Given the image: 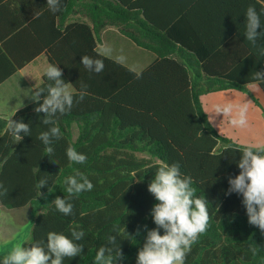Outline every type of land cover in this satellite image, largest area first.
<instances>
[{
  "label": "trees",
  "instance_id": "1",
  "mask_svg": "<svg viewBox=\"0 0 264 264\" xmlns=\"http://www.w3.org/2000/svg\"><path fill=\"white\" fill-rule=\"evenodd\" d=\"M75 5L76 0L70 2V8ZM249 5L261 12L264 0H167L164 9L180 17L168 15L160 22L147 17V6L139 1L90 0L82 5L86 21L64 27L47 51L50 64L62 69L74 94L81 82L88 86L82 102L58 114L62 139L54 141V154L49 156L37 138L50 127L42 124L44 113L34 111L37 102L12 117L31 127V135L19 142L7 129L8 119L0 116V182L9 190L0 205L33 210L28 241L46 242L50 231L71 238L73 228L82 229L85 237L77 242L84 246L82 254L64 264H94L99 247L115 235L113 256L120 245L126 257L117 264H136L147 235L143 226L156 228L150 213L157 201L148 184L159 166L178 162L181 173L192 178L196 196L209 201V226L186 264H264V234L248 223L242 196L225 195L228 178L239 174L237 149L243 145L215 129L201 101L202 95L223 90L248 93L250 83H258L264 92V80L253 78L254 72L264 70V58L244 36ZM109 26L154 53L155 61L137 73L101 54L98 42ZM258 44L264 45V39ZM237 46L251 56L230 58L226 68L221 66L224 50ZM83 55L103 60L104 70L89 72L81 63ZM17 69L12 67L0 84ZM48 83L44 76L38 88ZM69 146L86 154V162H70ZM77 172L94 187L73 196V214L65 216L52 202L57 196L69 197L65 180ZM45 176L48 184L38 190ZM253 243L259 247L255 256L249 251Z\"/></svg>",
  "mask_w": 264,
  "mask_h": 264
},
{
  "label": "clouds",
  "instance_id": "2",
  "mask_svg": "<svg viewBox=\"0 0 264 264\" xmlns=\"http://www.w3.org/2000/svg\"><path fill=\"white\" fill-rule=\"evenodd\" d=\"M52 13L61 10V0H47L46 4ZM264 9L258 12L254 5H249L245 13L244 36L251 45L257 49L259 57L264 58V45L258 41L264 39V25L261 22V15ZM111 48L104 46L101 54L111 55ZM123 55L117 57L118 63H124ZM81 63L89 72L97 74L104 70V62L101 59H94L88 55L81 57ZM47 78V87L34 89L31 99L39 104L34 109L36 113H44L43 125H50L48 130L43 131L37 137L43 142L45 152L51 156L54 154L53 143L62 139V133L57 123V116L64 115L71 111L75 103H80L88 94L87 85L81 82V90L74 94L70 88L71 83L65 82L62 78L63 72L58 65L49 64L44 72ZM255 80H264V70L253 73ZM46 93V94H45ZM43 94V95H42ZM42 100V103L40 101ZM250 101L233 104L225 102L215 106L217 115L229 117V122L234 127H245L248 124V111ZM7 129L19 142L23 136L31 135L30 124L22 120H7ZM23 134V135H21ZM241 152V158L237 162L240 169L235 177H229V188L225 195L236 193L242 196L248 217V223L253 225L264 234V149L248 144L237 149ZM68 160L75 164H83L87 160L86 154L78 152L74 147L66 149ZM57 164L56 162H53ZM68 198L57 196L52 202L56 210L65 216L73 214L74 205L70 202L73 196L81 192L91 191L93 183L83 173L66 178ZM47 177H42L37 184L38 190L47 186ZM193 180L180 171L178 162L162 164L158 167L154 177L148 184V192L155 198L151 209V217L156 228L147 229L142 247L138 250L136 264H186L188 254L199 237L207 231L209 226L208 200L196 196L192 187ZM50 191V189H49ZM9 190L0 182V197L7 196ZM38 195L42 194L38 191ZM46 199V196H45ZM163 229V234H161ZM128 234V233H127ZM129 235V234H128ZM140 235L137 229L136 236ZM85 232L73 228L71 238L63 233L50 231L47 233L46 242L25 241L17 244L10 252L0 256V264H64L65 259L71 260L80 256L83 252V244L77 243L83 240ZM107 244L102 245L96 252L94 264H117L123 261L124 256L120 245L113 256V247L116 245L115 235L107 236ZM259 247L253 243L249 245V251L253 256L257 255Z\"/></svg>",
  "mask_w": 264,
  "mask_h": 264
},
{
  "label": "crops",
  "instance_id": "3",
  "mask_svg": "<svg viewBox=\"0 0 264 264\" xmlns=\"http://www.w3.org/2000/svg\"><path fill=\"white\" fill-rule=\"evenodd\" d=\"M71 1L74 0H61V10L52 13L46 5L47 0H0V78L12 67L19 68L0 84L1 117L12 118L20 109L35 103L31 99V95L33 90L42 83L45 69L50 64L47 51L51 44L59 39L57 37L58 32H63V28L70 23L86 21L81 10H83L82 5L90 0H76V5L73 8H70ZM127 1H139L146 4V16L157 22L168 15H173V18L177 19L180 17L176 12L164 9L163 3L167 0ZM182 31L185 30L182 29ZM116 32L119 33V36H123L114 26L104 29L97 46L100 53L104 46L114 50V42L110 36ZM138 48L147 54L140 52V50L134 51L133 47L128 45L124 56L126 59L122 63L137 73L150 66L156 59L154 53ZM148 53H152L155 56L154 59L146 56ZM110 56L107 57L114 59V56ZM250 56V52L240 46L226 48L221 66L226 68L230 58L245 60ZM243 67L246 71L248 66ZM70 88L74 93L75 90L71 85ZM247 89L248 93L237 90L208 93L201 96V101L210 122L221 135L243 146L252 144L264 149V92L258 83L248 84ZM251 97L257 99L260 105H257ZM246 101H250V108L247 117L248 124L245 127L232 126L229 117H223L222 114L217 115L214 110L217 104L225 102L238 104ZM239 136H241V143H239ZM21 209H29L30 213L33 214L30 207ZM30 218H33L32 215Z\"/></svg>",
  "mask_w": 264,
  "mask_h": 264
},
{
  "label": "rangeland",
  "instance_id": "4",
  "mask_svg": "<svg viewBox=\"0 0 264 264\" xmlns=\"http://www.w3.org/2000/svg\"><path fill=\"white\" fill-rule=\"evenodd\" d=\"M110 39L114 42V50H112L111 55L114 56V59L116 58L115 60L121 55L125 56V50L128 48V45L132 46L134 51L140 50V52H145L124 36H119L118 32L112 33ZM145 53L147 54V52ZM146 56L151 59L155 57L152 53H148ZM238 134L241 135V133ZM238 138L240 139L239 143H241V136ZM31 215L33 217L34 213L31 214L29 209L9 210L2 208L0 205V256L10 252L17 244H22L29 240L33 222V218H30Z\"/></svg>",
  "mask_w": 264,
  "mask_h": 264
}]
</instances>
